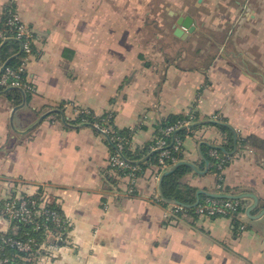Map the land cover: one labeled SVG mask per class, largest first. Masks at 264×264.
<instances>
[{"label":"crops","instance_id":"0c3cea01","mask_svg":"<svg viewBox=\"0 0 264 264\" xmlns=\"http://www.w3.org/2000/svg\"><path fill=\"white\" fill-rule=\"evenodd\" d=\"M187 2L0 0V27L13 7L32 34L25 74L35 89L20 102L0 92V204L45 187L70 221L64 240L35 264H264V214H245L252 199L243 198L242 230L227 217H167L170 203L158 190L170 167L157 173L148 162L159 120L197 113L204 123L182 141L179 161L190 170L180 184L253 193L251 214L264 208V150L230 145L210 123L264 140V0H195L218 5L200 23L180 6ZM186 17L195 29L176 37L174 25ZM59 106L61 113L52 112ZM83 108L111 113L117 129L132 130L128 148L146 164L132 191L127 175L109 164L111 141L71 122ZM205 146L227 147L220 190ZM0 231L17 232L1 211Z\"/></svg>","mask_w":264,"mask_h":264},{"label":"built area","instance_id":"2783aa9c","mask_svg":"<svg viewBox=\"0 0 264 264\" xmlns=\"http://www.w3.org/2000/svg\"><path fill=\"white\" fill-rule=\"evenodd\" d=\"M4 22L7 30H0V48L4 42L13 39L19 42V53L18 51L14 52L11 57L4 62L5 64L0 73V85L4 88H20L24 92L32 94L35 89L25 74L27 62L33 51L32 34L25 23L20 20L13 7L7 10ZM21 52L22 54L18 56ZM7 62L14 66L7 64ZM81 112L88 113L89 110L84 108L78 109L77 115ZM213 119H216V116H214ZM81 120L84 122V119ZM100 121L91 122V125L102 133L108 132L109 127L106 125L107 121ZM191 122V120H187L182 123L186 126ZM178 127V125H174L161 129V137H157L155 144L152 146L154 151H158V167H160L162 171L179 161L177 155L180 154L182 150V140L173 138L172 148L166 147L167 143L165 140V137L171 136L174 133V130ZM131 133L132 130L129 129L128 135L131 136ZM117 139L118 142L116 146L119 153L113 154L109 157V164L111 167L121 170L127 175L130 179V191H132V187L136 182V178L141 171V168L137 165L130 164L120 154V150L123 146L129 143V137H118ZM208 156L213 160H220V154L215 147L208 150ZM167 160L169 161L167 162ZM224 163V159H221L220 163L216 166V170L218 171L216 173L218 175V190H220L222 186L221 171L224 167ZM216 193L221 192L218 191ZM157 199L159 198L157 197ZM238 204L239 203L236 199H223L207 196L198 201L194 206V214L208 217H227L231 220L233 225L238 223L237 227L239 230H242L245 227L239 221L240 213H236ZM180 209L181 207L177 204H170L165 216H173ZM0 211L11 223L12 221H19L30 224L34 231H41L44 236L41 240L32 236H29L24 240L15 237H1L0 240L2 246H0V264H17L14 257L8 256L2 251V248L6 245L16 249L18 252H32V254L38 256V258L49 257L51 251L57 247L58 243L64 240L70 224L69 219L65 217L56 205H54V202L45 187L39 188L34 194L3 198Z\"/></svg>","mask_w":264,"mask_h":264},{"label":"trees","instance_id":"16d2710c","mask_svg":"<svg viewBox=\"0 0 264 264\" xmlns=\"http://www.w3.org/2000/svg\"><path fill=\"white\" fill-rule=\"evenodd\" d=\"M4 23L5 22L3 20L0 30H4V31L7 30V27L4 25ZM18 50H19V42H17L16 40L12 39V40H8L4 42L0 48V61H7L11 57V55ZM21 54L22 52L18 54V56ZM7 64L11 65L9 62H7ZM11 66H14V65H11ZM9 88L8 87L4 88L3 86L0 85V92L4 93L10 99H14L15 102H20L22 96H24L27 100L29 99L28 93L24 92L22 89L16 88V87H9ZM58 110H61L60 106ZM55 114H58V112H56ZM81 119H84V122L90 125H91V122H94V121L99 122L101 119L102 120L100 122L104 120L107 121L106 125L107 127H109V130L108 132H106V134L109 137V141H111V146H110L112 149L111 155L119 153L117 151V146H116L118 142V139H117L118 137H122V138L129 137V143H130L131 136L128 135L129 129H125V130L117 129L113 125V115L111 113H103L97 116L89 110L88 113L81 112L71 122L74 124L80 123L82 122ZM187 120H191L192 122H198L199 118L197 117V113L192 112L189 114H169L168 116L159 120L156 126L157 128L156 137L150 142V144H148L147 147L148 148L150 147V149H152V146L155 144L157 137H161V134H160L161 129H164L169 126H174V125H178L179 127L174 130V133L171 136L165 137V140L167 143L166 147L172 148L173 138L181 139L183 141L187 133H189L191 130L196 129L198 127V126L187 127L183 125L182 122L187 121ZM179 123H182V124H179ZM210 123H213L222 133L225 134L226 141L230 145L237 142L239 145H248L253 148L264 150V140L263 139L255 135L239 137L237 136L233 128H231V126H229L226 123H223V122H210ZM129 143L123 146V148L120 150V154L130 164L137 165L141 169H143L146 166V164L144 162L143 163L138 162L141 156L137 155L136 151H132L131 149L128 148ZM205 148L209 150L210 148H213V147L205 146ZM222 148L224 149V151H221L220 149H217V151L220 154V160L224 159L225 161L224 165H225L228 161L227 160L228 157L226 156V153H225L227 147L225 146ZM181 149H182V146H181ZM146 150L147 149L145 148L143 151H146ZM177 157H178V160H181V152L180 154L177 155ZM208 160L211 163L213 171L217 173L218 171L216 170L217 169L216 166L220 163V160L219 159L213 160L210 157L208 158ZM168 161L169 160H167V162ZM148 162L153 163L154 165L158 167V151H153V153L148 157ZM189 170H190V167L188 165L180 164L177 167H175L170 173L165 175L161 181V189H162L164 200L162 199L163 201L161 200L160 201L166 204L167 202L166 200L175 199L183 204V205H178L181 207V209L178 212H176V215H180V213H182L183 211L187 212L188 214L194 215V206H191V205L195 202V191L196 190L189 186H183L180 184V178ZM161 171L162 169L158 167L157 173H160ZM225 191L230 192L231 190L226 189ZM206 197L207 195L201 194L199 196V201ZM236 200L239 203L236 209V213H242L244 210V200L243 199H236ZM0 207H1V204H0ZM12 224L16 225L17 232L16 233H12V232L4 233L0 231V238L1 237H15V238L24 240L27 237L32 236V237L37 238L38 240H41L44 237L41 231H34L30 224L22 223L19 221H12ZM233 226L235 229H239L237 227L238 223H235V225ZM0 246H2L1 240H0ZM2 251L6 255L14 257L17 264H35L34 261L38 258V256L32 254V252L30 253L18 252L16 249L10 246H7V245L2 248Z\"/></svg>","mask_w":264,"mask_h":264},{"label":"water","instance_id":"95a60500","mask_svg":"<svg viewBox=\"0 0 264 264\" xmlns=\"http://www.w3.org/2000/svg\"><path fill=\"white\" fill-rule=\"evenodd\" d=\"M185 29L187 30V32H192L194 29H195V25L193 24L191 18L189 17H186L184 19L182 18H179L177 21H176V24L174 25V30H173V34L176 36V37H184L185 36ZM3 45V44H2ZM5 64V63H4ZM3 64V65H4ZM3 65L0 67V73L3 69ZM10 89V88H9ZM23 105V104H22ZM16 108H14V110H16ZM52 112H58V113H61L60 110L58 109H54L52 110ZM63 121H65L64 118H62ZM204 122L202 121H199V122H192V123H189L188 125H186L187 127H193V126H198V125H202ZM83 126H88V124H84ZM92 126V125H91ZM79 127V126H77ZM93 127V126H92ZM96 129V128H95ZM98 130V129H96ZM99 131V130H98ZM100 133H102L101 131H99ZM25 133V132H23ZM104 134L108 139L109 137L107 136L106 133H102ZM215 148L217 149H220L221 151H224V149L222 147H219V146H214ZM207 162V161H206ZM185 162L184 161H178L177 163H175L174 165H172L169 169H167L166 171L163 172V174L161 175V178H160V182L162 180V178L167 175L168 173H170L175 167H177L178 165L180 164H184ZM159 195L161 198L164 199L163 197V194H162V191H161V185H159ZM201 194H205L207 196H210V197H215V198H223V199H243V198H250L252 199V204L249 205L246 209H245V214L251 218V219H257L259 218L260 216H262L264 214V208H262L256 215H252L251 214V211H253L257 204H258V198L257 196H255V194L253 193H246V192H243V193H238V194H227V193H215V192H206L204 190H197L195 192V202L191 205V206H195L198 201H199V196ZM167 202H169L170 204H177V205H183L182 203H180L179 201L175 200V199H169V200H166Z\"/></svg>","mask_w":264,"mask_h":264},{"label":"rangeland","instance_id":"374dc122","mask_svg":"<svg viewBox=\"0 0 264 264\" xmlns=\"http://www.w3.org/2000/svg\"><path fill=\"white\" fill-rule=\"evenodd\" d=\"M165 5V4H164ZM170 5V4H169ZM182 5H185V7L187 8V12H191V13H193L194 14V16H196L197 18V21H199V23H200V20L198 19V17H201L202 16V14L204 13V11H206L207 9H209L210 11H212L213 13L215 12V8L218 6H216V7H214V4H210V3H204V2H201V4H198V5H196V2H195V0H190V2L188 3H185V4H180V6H182ZM199 5H201V6H199ZM157 8L159 9L158 11H159V21L161 20V22H163V23H161L162 25H164V28H166V29H168L169 28V26H170V18H168L167 16H166V14H165V10H164V8L162 7V4H160V3H158V5H157ZM218 10V13L220 12V10L219 9H217ZM217 12V11H216ZM201 14V15H200ZM161 25V26H162ZM192 41H193V39L191 40V44H192ZM173 42H174V48H177V49H182V47H181V43L180 42H178V40H176V39H173ZM194 42V41H193ZM190 43H189V48H191L192 47V45H191ZM194 44V43H193ZM195 45H197V42L195 43ZM185 48V47H184ZM210 52H212V53H214L213 52V50H211Z\"/></svg>","mask_w":264,"mask_h":264}]
</instances>
